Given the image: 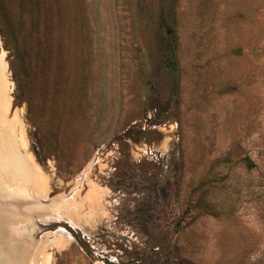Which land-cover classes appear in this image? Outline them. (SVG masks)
Wrapping results in <instances>:
<instances>
[{
    "label": "rangeland",
    "instance_id": "1",
    "mask_svg": "<svg viewBox=\"0 0 264 264\" xmlns=\"http://www.w3.org/2000/svg\"><path fill=\"white\" fill-rule=\"evenodd\" d=\"M0 119L6 264H264V0H0Z\"/></svg>",
    "mask_w": 264,
    "mask_h": 264
},
{
    "label": "bare ground",
    "instance_id": "2",
    "mask_svg": "<svg viewBox=\"0 0 264 264\" xmlns=\"http://www.w3.org/2000/svg\"><path fill=\"white\" fill-rule=\"evenodd\" d=\"M1 123L2 120L0 119V155L2 156L0 158L2 159L0 164L3 162V164L0 165V174L4 172L7 174L5 176H8L9 180H13L17 175L20 174V171H22L23 163L21 162L22 159L14 153L12 147L13 145L10 146L6 144L8 139L5 137V135H3L4 132L2 130L4 128L3 126L1 127ZM1 188L2 182H0V264H6L5 262H9L11 259V257L8 255L9 250L13 249L12 245L8 244V241L11 239V235L9 234V230L7 228L8 223L10 222L8 218L15 216V207L17 205L15 202L18 198L14 195V197L12 196L14 200L11 201L9 198L5 197L6 194L4 196V194L1 192Z\"/></svg>",
    "mask_w": 264,
    "mask_h": 264
}]
</instances>
